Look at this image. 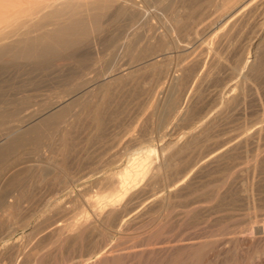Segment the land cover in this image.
Masks as SVG:
<instances>
[{"label":"rangeland","instance_id":"obj_1","mask_svg":"<svg viewBox=\"0 0 264 264\" xmlns=\"http://www.w3.org/2000/svg\"><path fill=\"white\" fill-rule=\"evenodd\" d=\"M85 1L90 3L89 1L94 0H0V40L2 41L0 42L16 38L18 33L26 31L31 23L50 11L60 8L64 13L67 4ZM219 2V0H140L127 9L129 4L104 1L103 5L110 4V8H107V11L101 16L100 27L89 36L77 41L71 50L51 53V56L43 54L28 60L10 61L7 60V57L3 60L0 59V149L2 148L0 154V239H2L0 240V264H27L28 262L32 264H69L79 255L84 254L87 248L103 243L105 239L101 240V238L106 237V232H110L111 229L110 242L125 246L124 250H128L131 246H137L135 247L137 249L145 242H161L162 240L166 242L172 238L174 240L176 235L195 236L198 234L197 236L208 235L211 238H215L217 235L216 239L219 240L220 235H227L224 234L227 230L230 231L240 226V228H245L255 217L254 220H260L259 218L262 216L261 220L264 219L263 130L262 136L247 141L244 144L245 147L244 145L238 146L236 149H232L233 151L230 150L228 152L230 154L227 153L223 158H220V161H214L208 167H202L203 169L194 170L196 175L193 174L194 172L191 173V182H189L190 187L188 186V188H195L196 193H200V196H212L211 199L214 202L210 201L212 202L211 212L200 214L199 211L193 210L192 213L190 211L185 216L186 220L184 217L180 219L181 221L175 219V195L170 199L172 209L167 211L170 217L166 214L161 221L157 220L158 211L152 209V212L144 213V217L139 215L136 219L127 221L120 228L115 226L114 222L109 221L103 225L99 224V230L96 227H91V230L87 228L83 233H78V230H65L60 234L53 231L54 225L62 226L70 220L81 218V216L92 218L91 209L94 204L88 202L87 198L97 200V197L109 193L110 187L115 184L113 178L114 176L116 178V175L113 176V180L111 178L103 179L104 175L117 171L128 164L132 154L134 157L135 154L154 147V151L148 152V158L151 160L148 159V162L157 164L165 161V167L163 166L151 179L150 185L143 191L144 193L141 192L138 198L140 200L150 191L157 189L167 191L171 187H165L163 184L175 180L176 171L184 169L196 159L195 157L210 149L213 144L217 145L220 140L222 141L229 135L238 134L239 131L240 134L246 129L249 131L258 121L264 119V37H257L258 29L257 26H254L256 24L251 18L248 21H238L241 24L236 22L233 25L236 28L231 26L230 29L227 27L229 29L227 30L225 26L227 18L224 17L226 12H220L217 5ZM237 4L239 1L234 5ZM137 5L138 7H136ZM234 5L228 11H232ZM217 13H220L219 16ZM252 13L258 17L262 11L255 9ZM51 15L46 17L47 21L49 19V24L37 31L56 27L64 16L56 14L51 17ZM22 20L28 22L27 26L24 21L22 25ZM176 21L180 23L177 24ZM6 25L14 29V34L11 29L7 31L9 27H5ZM3 29L12 34L7 33L10 35L8 36ZM15 29H17V34H15ZM1 30H3L2 34ZM127 33L129 36L125 37L124 35ZM178 40L179 43H177ZM247 51H254L257 54V59L256 64L254 63L247 75L248 78L242 79L239 70L242 68V58L247 54ZM41 58L47 61L44 63ZM184 60L191 61L186 64ZM209 60L213 62L211 61V63ZM207 61L210 65L207 64ZM183 64L186 65L183 66ZM180 67L183 71L179 69ZM205 67L209 69L212 67L211 71L208 68L205 70ZM203 70H205V75L200 76V80H196L198 85L195 81L196 85L194 86L193 83L192 87L191 81L187 80H191L196 71L204 72ZM159 71L160 73H158ZM161 71L167 74L168 78ZM176 76L177 81L175 80L174 83L173 79ZM163 80L165 81L163 82ZM180 81H186V84L184 82L181 84ZM187 83L191 84V89H188ZM227 84L231 87L227 91L230 95L223 91ZM194 87L198 89L196 92ZM179 89L181 90L179 91ZM177 92L179 96H176ZM224 99H228L226 102L228 106L223 105ZM176 103H178V107L180 106L179 108L176 107ZM220 105H223L222 113L225 114L219 116L223 115L225 119L217 116L214 125H211L215 129L208 127L209 129L207 128L205 133L204 131H202L203 133L195 131L192 138L188 140L186 131L194 127L197 118L205 113L207 115L213 113V110ZM202 111L203 113H201ZM58 112L61 114L59 113L58 118L54 117L56 118H53L54 121L51 119L50 123L45 121ZM92 113L94 114L92 115ZM206 131L210 133L208 138ZM184 138L188 144L176 153V141L182 140L179 144L184 143L186 142L183 141ZM191 140L198 144L193 143L195 146L192 145ZM173 150L175 152H172ZM256 151L258 156L256 164L253 165L254 154L251 153ZM166 160L170 163L174 161L171 163L172 166ZM246 161L248 162L245 163ZM177 163L178 165H176ZM11 166L14 167L12 173H6L4 170ZM73 179L76 181L74 182ZM107 182L112 185L108 187ZM162 186L164 187L162 188ZM251 186L254 188L255 200L252 204L246 201L245 197L247 189ZM215 189L219 190L216 196L213 193L216 191ZM245 189L246 191H244ZM69 191L74 193L73 199L66 198V193ZM173 191L176 194V187ZM142 201L139 208L147 205V199ZM221 215L224 217L219 218ZM151 216L154 218L151 219ZM109 223L112 226H108ZM196 224H199L198 227ZM104 226L107 228L105 229ZM82 234L85 235V238ZM70 236H74L73 239ZM132 237L133 239H131ZM221 239L223 240L225 237H221ZM4 240H8V244L2 246ZM80 240H82L81 243ZM170 249H154L148 254L146 250L137 251L134 252L135 254L132 253V256L131 253L121 254L122 256L118 255L115 259H109L107 263L176 264L178 255L184 256L183 252L185 255L189 253V251L183 250L176 251V248ZM229 255L226 262L237 264L238 262L232 254Z\"/></svg>","mask_w":264,"mask_h":264},{"label":"bare ground","instance_id":"obj_2","mask_svg":"<svg viewBox=\"0 0 264 264\" xmlns=\"http://www.w3.org/2000/svg\"><path fill=\"white\" fill-rule=\"evenodd\" d=\"M62 1V0H61ZM104 1H109L111 3V1H118L119 4L120 3H126L128 5V7H126L127 9L129 8V6H133L135 4L138 3V1L140 0H94V1H89L88 2H83V3H76V4H67L66 7V11L64 13H62V9L58 8L59 10H55V11H50L46 14H44L45 16L42 15V17H40V19H38L37 21H35L34 23H31L30 26H28L27 30L24 32H20V33H16L17 29H15V34H17L18 36L12 40H9L7 42L3 43L0 42V59L3 60V58L7 57V60H28V59H32V58H36L40 55L43 54H49L51 56V53H55V52H59V51H67V50H71L72 48L75 47L77 41H79L80 39H83L87 36H89L90 34H92L94 31H96L102 21H101V16H103V14L107 11V8H110V4L109 5H103ZM187 1V0H186ZM219 4L218 8L220 9V12L224 11V17L227 18L225 20V26L226 29L229 30L231 26H233L236 22L238 23V21H243V20H247L251 18V20L253 21L254 26H257V37L261 38L264 37V0H219ZM239 1V4H237L236 6L234 4H236ZM177 2V1H176ZM73 3V2H72ZM143 3V2H142ZM211 3V2H210ZM218 3V2H217ZM114 4V2H113ZM112 4V5H113ZM116 4V3H115ZM184 5V4H183ZM186 5V4H185ZM188 5V4H187ZM193 5V4H191ZM216 5V6H217ZM235 6L234 9H232V11H228V9L231 8V6ZM125 6V5H124ZM196 6V5H195ZM194 6V7H195ZM44 7V6H43ZM138 7V5L136 6ZM207 7V6H206ZM114 8V7H112ZM124 7V9H126ZM182 8V7H181ZM188 8V7H187ZM190 8V7H189ZM136 9V8H134ZM216 9V8H215ZM255 9L257 10H261L262 13H260V16H254L253 15V11H255ZM110 10V9H109ZM130 10V9H129ZM139 10V9H137ZM216 11V10H215ZM128 12V10H127ZM133 12V11H132ZM183 12V11H182ZM184 13V12H183ZM216 13V12H215ZM14 14V13H13ZM52 14V15H51ZM61 15L62 17V21L60 22V24H58L56 27L53 26V28L49 29V30H40L37 31L38 29H43V27L47 24H49V19L47 21L46 17L48 18L50 15L51 17L54 15ZM124 14V13H123ZM140 14V13H139ZM218 14V13H217ZM220 14V13H219ZM218 14V16H219ZM252 14V15H251ZM262 14V15H261ZM107 15V14H106ZM148 15V14H147ZM170 15V14H169ZM133 16V15H132ZM131 16V17H132ZM143 16V15H142ZM168 16V15H167ZM221 16V15H220ZM16 17V16H15ZM37 17V16H36ZM59 17V16H58ZM57 17V18H58ZM194 17V16H193ZM137 18V17H136ZM219 18V17H218ZM30 19V18H28ZM28 19H26L28 21ZM133 19V18H132ZM181 19V18H180ZM191 20V19H190ZM215 20V19H214ZM213 20V21H214ZM24 20H22L21 22H23ZM25 22L28 23V22ZM32 21V19H31ZM167 21V19H166ZM180 21V20H179ZM182 21V20H181ZM217 21V20H216ZM246 21V22H247ZM20 22V23H21ZM24 22L22 23V25L24 24ZM177 22V21H176ZM180 22H177V24ZM216 23V22H215ZM12 24V23H11ZM11 24H8L9 26ZM15 24V23H13ZM17 24V23H16ZM30 24V23H29ZM132 24V23H131ZM130 24V25H131ZM170 24V23H169ZM176 24V25H177ZM241 24V23H238ZM250 24V22H249ZM8 25H6L5 27H9ZM19 25V24H18ZM210 25V24H209ZM224 25V24H222ZM14 26V25H13ZM12 26V27H13ZM27 26V24H26ZM128 26V25H127ZM136 26V25H135ZM168 26V25H167ZM183 26V25H182ZM253 26V25H252ZM17 27V26H16ZM229 29H228V28ZM235 26H233L234 28ZM21 28V26H20ZM136 28V27H135ZM221 28V27H219ZM224 28V27H222ZM236 28V27H235ZM254 28V27H253ZM12 30L13 33V28L9 27V30ZM46 29V28H44ZM178 29V28H177ZM212 29V28H211ZM6 32V29H3ZM3 30H1V34L3 33ZM20 30V29H19ZM214 30V29H213ZM236 30V29H234ZM127 31V30H126ZM148 32V30H146ZM220 31V30H219ZM222 31V30H221ZM224 31V29H223ZM4 32V33H5ZM146 32V33H147ZM183 32V31H182ZM186 32V31H185ZM217 32V31H215ZM226 32V31H225ZM232 32V31H231ZM230 32V33H231ZM8 32H6L7 34ZM10 33V32H9ZM8 33V34H9ZM10 33V34H12ZM32 33V34H31ZM125 33V32H124ZM192 33V32H191ZM5 34V35H6ZM7 34V35H8ZM14 34V33H13ZM123 34V33H122ZM197 34V33H196ZM212 34V33H211ZM224 35V33H222ZM226 34V33H225ZM236 34V33H235ZM128 33L126 35H124L125 37H127ZM190 35V34H189ZM228 35V34H227ZM230 35V34H229ZM228 35V36H229ZM3 36V35H2ZM1 36V37H2ZM10 36V35H8ZM7 36V37H8ZM15 36V35H12ZM123 36V35H122ZM129 36V35H128ZM214 36V35H213ZM219 36V34H218ZM6 37V36H3ZM2 37V38H3ZM124 37V38H125ZM143 37V36H142ZM215 37V36H214ZM217 37V36H216ZM123 38V39H124ZM218 38V37H217ZM216 38V39H217ZM129 39V38H128ZM177 39V38H176ZM181 39V38H180ZM202 39V38H201ZM213 39V38H212ZM215 39V40H216ZM195 40V39H194ZM6 41V40H5ZM124 41V40H123ZM121 41V42H123ZM127 41V39H126ZM177 41V40H176ZM221 41V40H220ZM125 42V41H124ZM132 42V41H131ZM180 41L178 40L177 43H179ZM120 43V42H119ZM187 43V42H186ZM218 43V42H217ZM129 44V43H128ZM214 44V43H213ZM253 44V42H252ZM121 45V44H120ZM130 45V44H129ZM212 46V45H211ZM122 47V46H121ZM214 47V46H213ZM123 48V47H122ZM197 48V47H196ZM205 48V47H204ZM110 49V48H109ZM190 49V48H189ZM202 49V48H201ZM205 50V49H204ZM257 50V49H256ZM255 50V51H256ZM104 51V50H103ZM180 51V50H179ZM233 51V50H232ZM200 52V51H198ZM203 52V50H202ZM207 52V51H206ZM215 51H213L214 53ZM77 53V52H76ZM87 53V52H86ZM178 53V52H177ZM210 53V52H209ZM212 53V54H213ZM216 53V52H215ZM56 54V53H55ZM58 54V53H57ZM67 54V53H66ZM84 54V53H83ZM197 54V53H196ZM228 54V53H227ZM153 55V54H152ZM161 55V54H160ZM189 55V54H188ZM199 55V54H197ZM209 55V54H208ZM211 55V54H210ZM256 55L254 51H247V54L243 56L242 58V68L241 70H239L240 72V78L244 79V78H248V73L250 72V69L252 68V66L254 65L255 61H256ZM69 56V55H68ZM77 56V55H76ZM159 56V55H158ZM192 56V55H191ZM195 56V54H194ZM213 56V55H212ZM46 57V56H45ZM140 57V56H139ZM184 57V55H183ZM186 57V56H185ZM206 57V56H205ZM209 57V56H208ZM215 57V56H214ZM54 58V57H52ZM51 58V59H52ZM151 58V57H150ZM200 58V56H199ZM204 58V57H203ZM202 58V59H203ZM43 59V58H41ZM179 59V58H178ZM185 59V58H184ZM191 59V58H190ZM195 59V57L193 58V60ZM212 59V58H211ZM6 62V59H4ZM35 60V59H33ZM44 60V59H43ZM70 60V59H69ZM140 60V59H139ZM151 60V59H150ZM192 60V59H191ZM190 60V61H191ZM214 61V59H212ZM211 60V61H212ZM216 60V59H215ZM9 61V62H10ZM44 60L43 62L45 63ZM183 61V60H182ZM185 61V60H184ZM190 61H185V63H190ZM201 61V59H200ZM205 61V60H204ZM203 61V62H204ZM209 60V62H211ZM212 61V62H213ZM140 62V61H139ZM180 62V61H179ZM203 62H201V64H203ZM211 62V63H212ZM86 63V62H85ZM186 63V64H187ZM199 63V61H198ZM241 63V62H240ZM239 63V64H240ZM41 64H42V60H41ZM134 64V63H133ZM186 64H183L186 65ZM194 64V63H193ZM190 64V65H193ZM196 64V63H195ZM200 64V63H199ZM207 64L208 61H207ZM206 64V66H207ZM256 64V63H255ZM204 65V64H203ZM210 65V64H209ZM217 65V64H215ZM215 65H213L215 67ZM96 66V65H95ZM139 66V65H138ZM179 66V65H178ZM177 66V67H178ZM181 66V64H180ZM202 66V65H201ZM200 66V67H201ZM163 67V66H162ZM191 67V66H190ZM194 67V66H193ZM196 67V66H195ZM204 67V66H202ZM86 68V67H85ZM159 68V67H158ZM167 68V67H166ZM171 68V67H170ZM186 68V67H185ZM208 68V67H207ZM206 67L204 68L205 70L207 69ZM212 68V67H211ZM210 68V69H211ZM178 69V68H177ZM176 69V70H177ZM181 69V67L179 68ZM184 69V68H183ZM187 69V68H186ZM198 69V68H197ZM201 69V68H200ZM209 69V68H208ZM209 69V70H210ZM216 69V68H215ZM205 70L202 71H196V73H194L192 75V79L191 80H187L188 82L191 81L192 83V87H193V83L199 79L200 76H204L205 75ZM181 71H183L181 69ZM186 71V70H185ZM189 71V70H188ZM211 71V70H210ZM209 71V72H210ZM213 71V70H212ZM163 72V71H161ZM164 72L166 73V71L164 70ZM163 72V74H165ZM178 72V71H177ZM160 73V71L158 72ZM167 73H168V69H167ZM84 74V72H83ZM162 74V75H163ZM171 74V73H170ZM177 74V73H176ZM186 75V73H184ZM211 74V73H210ZM229 74V73H228ZM91 75V74H90ZM167 76V74H165ZM172 75V74H171ZM183 75V74H182ZM225 75V74H224ZM109 76V75H108ZM107 76V77H108ZM161 76V74H160ZM164 76V75H163ZM162 76V77H163ZM165 76V77H166ZM173 76V75H172ZM175 76V75H174ZM187 76V75H186ZM261 76V75H260ZM115 77V76H114ZM113 77V78H114ZM171 77V76H170ZM188 77V76H187ZM206 77V76H205ZM221 77V76H220ZM4 78V77H3ZM105 78V77H104ZM164 78V77H163ZM168 78V76H167ZM165 78V79H167ZM177 76L174 77L173 82L175 83V80L177 81ZM204 78V77H203ZM28 79V78H26ZM103 79V78H102ZM160 81H162L161 79H159ZM182 80V79H181ZM186 80V79H184ZM200 80V79H199ZM165 80H163L164 82ZM243 81V80H242ZM169 82V81H168ZM172 82V83H173ZM184 81H180V83L182 84ZM203 82V81H202ZM101 83V82H100ZM177 83V82H176ZM179 83V82H178ZM186 84V81L184 82ZM197 83V81L195 82ZM194 83V86L196 85ZM92 84V83H91ZM169 84V83H168ZM188 84V83H187ZM201 84V83H200ZM205 84V83H204ZM236 84V83H235ZM246 84V83H245ZM163 85V84H161ZM176 85V84H175ZM174 85V86H175ZM189 87L188 89H191V84H188ZM186 85V86H188ZM198 85V83H197ZM202 85V84H201ZM234 85V84H233ZM242 85V84H241ZM90 86V85H89ZM177 86V85H176ZM180 85L178 84V87ZM245 86V85H244ZM88 87V86H87ZM137 87V86H136ZM185 87V86H184ZM85 88V87H84ZM160 88V87H159ZM195 88V92L196 87ZM192 88V89H194ZM229 88H231L228 84L227 86L223 89L224 92H227L229 90ZM241 88V86H240ZM239 88V89H240ZM245 88V87H244ZM170 89V88H169ZM168 89V90H169ZM183 89V88H182ZM186 89V87H185ZM184 89V91H185ZM177 90V87H176ZM181 89H179L180 91ZM190 91V90H189ZM231 91V89H230ZM234 91V90H233ZM186 92V91H185ZM193 94L194 91H191ZM237 92V91H236ZM198 93V92H197ZM219 94V92H217ZM228 93V92H227ZM240 93V92H239ZM238 93V94H239ZM168 94V93H167ZM174 94V93H173ZM179 96V93L177 92ZM181 94V92H180ZM186 94V93H185ZM190 94V93H189ZM229 94V93H228ZM182 95V94H181ZM180 95V96H181ZM188 95V94H186ZM217 95V94H216ZM225 95V94H224ZM230 95V94H229ZM228 95V96H229ZM244 95V94H243ZM227 96V97H228ZM69 97V95H68ZM175 97V95H174ZM183 97V96H182ZM236 97V96H235ZM224 98V97H223ZM229 98V97H228ZM59 99V98H58ZM166 99V98H165ZM180 99V98H179ZM182 99V98H181ZM191 99V98H190ZM214 99V98H213ZM178 100V99H176ZM198 100V99H197ZM200 100V99H199ZM216 100V99H215ZM225 100V99H224ZM228 100V99H227ZM227 100H225V102L223 103V105L226 104ZM234 100V99H233ZM2 101V100H1ZM98 101V100H97ZM195 101V100H194ZM223 101V100H222ZM4 102V101H2ZM61 102V101H60ZM177 102V101H176ZM179 102V101H178ZM58 103V101H57ZM167 103V102H166ZM175 103V102H174ZM217 103V102H216ZM215 103V104H216ZM230 103V102H229ZM178 103H176V107ZM219 105V103H217ZM222 104V103H220ZM231 104V103H230ZM1 105V104H0ZM3 105V104H2ZM184 105V104H183ZM223 105H220L218 108L216 107V109L213 110V113H208V115L205 113L204 115L200 116L199 118H197V120L194 122V127L193 128H189L187 129V137L188 140L192 138L193 136V132L195 131H199L202 132L208 128V127H212L211 125H214L216 119L218 117H221L219 115L223 114L222 112L224 111ZM227 105V104H226ZM5 106V105H4ZM95 106V105H94ZM171 106V105H170ZM188 106V105H187ZM228 106V105H227ZM232 106V105H231ZM172 107V106H171ZM174 107V105H173ZM180 107V106H179ZM178 107V108H179ZM202 107V106H201ZM200 107V108H201ZM166 108V107H165ZM177 108V111H178ZM199 108V109H200ZM203 108V107H202ZM201 108V109H202ZM207 108V107H206ZM210 108V107H209ZM227 108V107H225ZM4 109V108H3ZM205 109V108H204ZM203 109V110H204ZM88 110V109H87ZM104 110V109H103ZM181 110V109H180ZM91 111V110H90ZM185 111V110H184ZM200 111V110H198ZM206 111V110H205ZM226 111V110H225ZM88 112V111H87ZM86 112V114H88ZM207 112V111H206ZM60 112H58L56 115H53L52 117H48L45 121L47 123H50L51 120L54 121V117H59ZM97 113V112H96ZM95 113V115H97ZM199 113V112H198ZM203 113V111L201 112ZM199 113V114H201ZM5 114V113H4ZM94 113H92L93 115ZM103 114V113H102ZM187 114V113H186ZM225 114V113H224ZM223 114V115H224ZM94 115V116H95ZM101 115V114H100ZM113 115V114H112ZM197 115V113H196ZM222 115V117H223ZM227 115V114H226ZM87 116V115H86ZM99 116V115H98ZM218 116V117H217ZM221 117V118H222ZM54 118V119H53ZM99 118V117H97ZM224 118V117H223ZM6 119V118H5ZM51 119V120H50ZM192 119V118H191ZM225 119V118H224ZM235 119V118H234ZM262 119V118H261ZM50 120V122H49ZM82 120V119H81ZM80 120V121H81ZM99 120V119H98ZM60 121V120H59ZM101 121V120H99ZM98 121V123H99ZM219 121V120H218ZM44 123V124H47ZM63 123V122H62ZM89 123V121H88ZM227 123V122H226ZM49 125V124H48ZM190 125V124H189ZM244 125V124H243ZM46 126V125H45ZM216 126V125H215ZM43 127V126H42ZM189 127V126H188ZM217 128V127H216ZM238 128V127H237ZM252 128V127H251ZM209 129V128H208ZM215 129V128H213ZM246 129V128H244ZM250 129V128H249ZM16 130V129H15ZM219 130V129H218ZM234 130V129H233ZM264 130V119L258 121V123L256 125H254V127L248 131V129L244 130L242 129L243 133L240 134L238 132V134H234V135H229V136H225L226 138L223 139L222 141L220 140V142L216 145L213 144L212 147H210V149H208L206 147V150L203 154H201L198 157H194L196 158L195 160L192 161L191 158V163H189L184 169L176 171V179L173 181H169L166 184H163L165 187L169 186L171 188H169L167 191H160V190H153L150 191L148 194H146L145 196L141 197V199L139 200V196L141 194V192H143L149 185H150V181L151 179L157 174V172L164 166V162H158L157 164H152L148 162V156H149V151H154V147L146 149V151L139 153V154H135V156L129 159V163L124 165L123 167H121L119 170L111 172V173H107L104 175L103 179H108L109 178H113L114 175H116V178L114 176L113 179H115V181H113L115 184H109L108 182V187H110V185H112L110 188L109 193H105L104 195H102L101 197H97V200H90L88 199V202L93 203L94 206L91 209V213H92V218L88 217V216H84L81 218H75L72 221L70 220V222H67V224H64L62 226L60 225H54L55 227H53V231L58 232L60 234V232L65 231V230H70V231H76L78 230V233H83L87 228H89L90 230L92 229L91 227H96L98 230L100 228H98V226L103 225V223H108L109 221H112V223L114 222V225L117 226L118 228L122 227L127 221H131L136 219L137 217H139V215L143 216L144 213H149L150 211L152 212V209H156L158 211V216H157V220L161 221V219L163 217L166 216V214L168 215L169 213H167V211L170 210V208L172 207L170 205V199L172 197H174L176 195V218L175 219H182L184 217V219L186 220L187 218L185 216H187L189 214V212L193 210H195L196 212L199 211L198 213L200 214H206L208 212H211V203L214 202L212 201L211 197L209 194V196H200V193H196L197 191H195V188L190 189L188 188V186L190 187L189 182H191V173L194 172V170L196 169H201L202 167L204 168V166L208 167V165H211L214 161H220V158H223V156H225L228 152H230V150L232 149H236L238 146H242L245 143H247V141H252V139L254 140V138H258L259 136H262L261 133ZM208 131V130H207ZM206 131V132H207ZM211 132V131H210ZM222 132V131H221ZM95 133V132H94ZM138 133V132H137ZM203 133V132H202ZM197 134V133H196ZM201 134V133H200ZM198 134V135H200ZM207 132V138L208 136ZM220 135V134H219ZM222 135V133H221ZM203 136V135H201ZM199 136V137H201ZM218 136V135H216ZM183 137V136H182ZM185 137V136H184ZM67 138V137H65ZM204 138V137H203ZM211 138V137H210ZM221 138V136H220ZM219 138V139H220ZM224 138V137H222ZM68 139V138H67ZM200 139V138H199ZM217 139V138H216ZM185 140V138L183 139V141ZM260 141V139H258ZM101 141V140H100ZM182 141V140H180ZM180 141H176V153L178 151H180L182 148L186 147V145L188 144L187 141L184 143H180ZM192 141V140H191ZM214 142V140H212ZM162 142V141H161ZM216 142V141H215ZM193 143H197L194 142V140L192 141V145L195 146V144ZM253 143V142H252ZM257 143V142H256ZM255 143V144H256ZM36 144V143H35ZM198 144V143H197ZM262 145V143H260ZM191 146V144H189ZM188 145V146H189ZM203 145V144H202ZM206 145V144H205ZM21 146V145H20ZM210 146V145H209ZM208 146V147H209ZM257 146V144H256ZM201 147V146H200ZM245 147V145H244ZM263 147V146H262ZM247 148V147H246ZM245 148V149H246ZM258 149V147H255V149ZM2 149V148H1ZM0 149V154L2 153V150ZM5 149V148H4ZM160 149H162V146H160ZM202 151V150H201ZM233 151V150H232ZM60 152V151H59ZM172 152H175V150H173ZM199 152V151H198ZM175 153V154H176ZM179 154V153H178ZM200 154V152H199ZM230 154V153H228ZM233 154V153H232ZM254 154L253 156V165L256 164V158L258 156V152L256 151L255 153H251ZM154 155V154H153ZM169 156V155H168ZM177 156V155H176ZM192 156V157H193ZM245 156V155H244ZM264 156V155H263ZM51 157V156H50ZM173 157V156H171ZM168 157V158H171ZM166 158V157H165ZM174 158V157H173ZM179 158V157H178ZM245 158V157H244ZM249 158V157H248ZM74 159V158H73ZM51 160V159H50ZM116 160V159H115ZM150 160V159H149ZM159 160V159H158ZM171 160V159H170ZM174 160V159H173ZM229 160V159H228ZM245 160V159H244ZM259 160V159H258ZM151 161V160H150ZM161 161V160H160ZM168 161V160H166ZM260 161V160H259ZM57 162V161H56ZM169 162V161H168ZM167 162V163H168ZM174 162V161H172ZM171 162V163H172ZM185 162V161H184ZM244 162V161H243ZM248 161H246L245 163H247ZM80 163V162H79ZM85 163V162H84ZM155 163V162H154ZM170 163V162H169ZM168 163V164H169ZM170 163V165H171ZM222 163V162H221ZM215 164V163H214ZM243 164V163H242ZM241 164V165H242ZM101 165V164H100ZM178 165V163L176 164ZM184 165H186L184 163ZM224 165V164H223ZM252 165V166H253ZM259 165V164H258ZM172 166V165H171ZM227 166V165H226ZM233 166V165H232ZM246 166V165H245ZM165 167V166H164ZM238 167V166H236ZM235 167V168H236ZM241 167V166H240ZM255 167V166H254ZM14 168V167H13ZM12 166L7 168L6 170H4L6 173H12L13 170ZM101 168V167H100ZM167 168V167H166ZM180 168V167H179ZM183 168V166H182ZM202 168V169H203ZM217 168V167H216ZM239 168V167H238ZM249 168V167H248ZM256 168V167H255ZM258 168V167H257ZM16 169V168H15ZM64 169V168H63ZM181 169V168H180ZM199 169V170H200ZM207 169V168H206ZM245 169V168H244ZM17 170V169H16ZM209 170V169H208ZM219 170V169H218ZM15 171V170H14ZM102 171V170H100ZM198 171V170H197ZM196 171V172H197ZM207 171V170H206ZM216 171V170H215ZM255 171V170H254ZM96 172H98L96 170ZM205 172V170H204ZM221 172V171H220ZM245 172V171H243ZM248 172V171H247ZM246 172V173H247ZM252 173V172H251ZM257 173V171H256ZM255 173V174H256ZM259 173V172H258ZM17 174V173H16ZM195 174V172L193 173ZM254 174V173H253ZM251 174V175H253ZM175 175V174H174ZM196 175V174H195ZM194 175V176H195ZM246 175V174H245ZM159 176V175H158ZM198 176V175H197ZM225 176V175H224ZM229 176V175H228ZM250 176V175H249ZM207 177V176H205ZM230 177V176H229ZM224 178V177H223ZM248 178V177H247ZM112 179V180H113ZM160 179V178H159ZM162 179V178H161ZM207 179V178H206ZM228 179V178H227ZM232 179V178H231ZM260 179V178H259ZM111 180V181H112ZM164 180V179H163ZM221 180V179H220ZM251 180V179H250ZM74 181V179H73ZM76 181V180H75ZM74 181V182H75ZM107 181V180H105ZM159 181V180H157ZM194 181V180H193ZM208 181V180H207ZM236 181V180H235ZM110 182V181H109ZM153 182V181H152ZM176 182V183H175ZM228 182V181H227ZM234 182V181H233ZM214 183V182H213ZM252 183V182H251ZM159 184V183H157ZM194 184V183H193ZM196 184V183H195ZM244 184V183H243ZM250 184V183H249ZM65 185V184H64ZM153 185V184H152ZM201 185V183H200ZM248 185V183H247ZM66 186V185H65ZM101 186V185H100ZM106 186V185H105ZM162 186V188L164 187ZM243 186V185H242ZM63 187V186H62ZM68 187V186H67ZM155 187V186H154ZM176 187V194H174L173 189ZM198 187V186H197ZM224 187V186H223ZM240 187V186H239ZM256 187V186H255ZM66 188V187H65ZM64 188V189H65ZM81 188V187H80ZM208 188V187H207ZM218 188V187H216ZM235 188V187H233ZM109 190V188H107ZM242 189H244L242 187ZM254 188L251 186L249 187V189H246L244 191H246V201L253 202L254 200ZM80 189H77V191ZM107 190V191H108ZM216 191L213 192L214 196H216L217 192L219 190L215 189ZM222 190V189H221ZM226 190V189H225ZM230 190V189H229ZM259 190V189H258ZM81 191V190H80ZM106 191V190H105ZM205 191V190H204ZM238 191V190H237ZM256 191V190H255ZM261 191V190H260ZM259 191V192H260ZM60 192V191H58ZM82 192V191H81ZM148 192V191H147ZM227 192V191H226ZM233 192V191H232ZM144 193V192H143ZM146 193V192H145ZM196 193V194H195ZM210 193V192H208ZM221 193V192H220ZM78 194V193H77ZM207 194V193H206ZM224 194V193H223ZM232 194V193H231ZM235 194V193H234ZM237 194V193H236ZM260 194V193H258ZM73 195L74 193H72V191H69L66 193V198L68 199H73ZM76 195V193H75ZM80 195V193H79ZM89 195V194H88ZM213 195V194H212ZM227 195V194H226ZM257 195V194H256ZM43 196V195H42ZM219 196V194H218ZM224 196V195H223ZM232 196V195H231ZM239 196V195H238ZM242 196V195H241ZM235 197V196H234ZM256 197V196H255ZM225 198V197H224ZM230 198V197H229ZM228 198V199H229ZM239 198V197H238ZM65 199V198H64ZM75 199H77L75 197ZM147 199V205L143 206V207H138L140 203H142V200ZM181 199V200H180ZM215 199V198H214ZM244 199V198H243ZM231 200V198H230ZM235 200V199H234ZM238 200V199H237ZM240 200V199H239ZM238 200V201H239ZM261 200V199H260ZM258 200V201H260ZM19 201V200H18ZM69 201V200H68ZM65 201V202H68ZM71 201V200H70ZM182 201V202H180ZM212 201V202H210ZM245 201V200H243ZM255 201V200H254ZM60 202V201H59ZM62 202V201H61ZM229 202V201H228ZM237 202V201H236ZM73 203V202H72ZM96 203V204H95ZM145 203V202H144ZM64 204V203H63ZM246 204V203H245ZM217 205V204H216ZM242 205V204H241ZM74 206V204H73ZM250 206V205H249ZM255 206V204H254ZM75 207V206H74ZM221 207V206H220ZM223 207V206H222ZM225 207V206H224ZM252 207V206H251ZM226 208V207H225ZM237 208V207H236ZM253 208V207H252ZM52 209V208H51ZM68 209V208H67ZM172 209V208H171ZM210 209V211H209ZM229 209V207H228ZM221 210V209H220ZM247 210V209H246ZM37 211V210H35ZM48 211V210H47ZM67 211V210H66ZM154 211V210H153ZM224 211V210H223ZM82 212V210H81ZM171 212V211H170ZM213 212V211H212ZM80 213V212H79ZM217 213V212H216ZM1 214V213H0ZM66 214V213H65ZM172 214V213H171ZM170 214V215H171ZM218 214V213H217ZM229 214V213H228ZM76 215V214H75ZM85 215V214H84ZM156 215V214H155ZM193 215V214H190ZM189 215V216H190ZM147 216V215H145ZM169 216V215H168ZM172 216V215H171ZM194 216V215H193ZM200 216V215H199ZM219 216V215H218ZM222 216V215H221ZM219 218H223L224 215L222 217ZM25 217V216H24ZM144 217V216H143ZM170 217V216H169ZM263 217V216H262ZM261 217V218H262ZM42 218V217H41ZM149 218V217H148ZM154 218V217H153ZM151 216V219H153ZM168 218V217H166ZM172 218V217H171ZM195 218V217H194ZM253 218V217H252ZM252 218H250L252 220ZM256 218V217H255ZM254 218V219H255ZM261 218H259L260 220H254L247 226L244 228H234L231 229L230 231L227 230V232H225L224 234H227L226 236H219V240L216 239V237L211 238L208 235H200L197 236L198 234H195V236H181V235H176V239L173 240V238L169 241H164V242H145L142 244L141 247H138L137 249H135V247L137 246H131L130 249H126L124 250L125 246H120L117 243H112L110 242L111 240V236H112V229L110 230L108 228V230H110V232H106V237L101 238V240L105 239L103 241V243L100 244H95L89 248L86 249V251H84V254H81L78 256V258L76 260H73L69 263V264H106L107 261L111 258L117 257L118 255L121 254H130L132 256V253L134 252H139V251H148L147 254L149 252H153L154 249H170V248H176L177 250H183V251H189V253H187V255H185V252H183L184 256L182 255H178L176 258V264H228L226 262V258L227 256H230L229 254H232V256L234 257V259L237 260V264H264V219L261 220ZM139 219V218H138ZM147 219V217H146ZM170 219V218H169ZM246 219V218H245ZM189 220V219H188ZM187 220V221H188ZM191 220V219H190ZM247 220V219H246ZM245 220V221H246ZM56 221V220H54ZM136 221V220H135ZM156 221V220H155ZM181 221V220H180ZM192 221V220H191ZM190 221V222H191ZM219 221V220H218ZM221 221V220H220ZM201 222V221H200ZM199 222V224H200ZM204 222V221H203ZM248 222V221H247ZM57 223V222H56ZM194 223V222H193ZM197 223V222H196ZM209 223V222H208ZM242 223V222H240ZM100 224V225H99ZM156 224V223H155ZM177 224V223H176ZM198 224V225H199ZM202 224V223H201ZM51 225V222H50ZM53 225V223H52ZM112 224H108V226ZM197 225V224H196ZM197 225V227H198ZM242 225V224H241ZM113 226V227H115ZM151 226V225H150ZM178 226V225H177ZM195 226V225H194ZM243 226V225H242ZM146 227V226H145ZM154 227V226H152ZM105 228V226H104ZM107 228V227H106ZM105 228V229H106ZM223 228V227H222ZM150 229V228H149ZM158 229V228H157ZM162 229V228H161ZM154 230V229H153ZM89 231V230H88ZM96 231V230H95ZM105 231V230H104ZM122 231V229H121ZM175 231V230H174ZM191 231V230H190ZM47 232V231H46ZM128 232V231H125ZM152 232V231H151ZM195 232V231H194ZM199 232V231H198ZM223 232V231H222ZM67 233V232H66ZM65 233V234H66ZM69 233V232H68ZM120 233V232H119ZM193 233V231H192ZM207 233V232H206ZM205 233V234H206ZM219 233V232H218ZM12 234V233H11ZM85 234V233H84ZM104 234V232H103ZM127 234V233H126ZM190 234V233H188ZM204 234V233H203ZM208 234V233H207ZM222 234V233H221ZM69 235V234H68ZM83 235V234H82ZM81 235V236H82ZM86 235V234H85ZM83 235V237L85 236ZM191 235V234H190ZM194 235V234H193ZM215 235V234H214ZM212 235V236H214ZM53 236V235H52ZM67 236V235H66ZM80 236V234H79ZM92 236V235H91ZM152 236V235H151ZM158 236V235H157ZM71 237V236H70ZM69 237V238H70ZM74 237V236H73ZM73 237H71L73 239ZM118 237V235H117ZM120 237V236H119ZM173 237V236H172ZM221 237H225V239H221ZM85 238V237H84ZM122 238V237H121ZM81 239V238H80ZM93 239V238H92ZM125 239V238H124ZM133 239V237L131 238ZM2 240V239H0ZM83 240V239H82ZM80 240V243L81 241ZM119 240V239H118ZM68 241V240H67ZM97 242V241H96ZM138 242V241H137ZM2 243V242H1ZM88 243V242H87ZM95 243V242H94ZM134 243V242H133ZM8 244V240H4L3 244H1L2 246H5ZM85 244V243H84ZM83 244V245H84ZM93 244V243H92ZM69 245V244H68ZM80 245V244H79ZM128 245V244H127ZM14 246V245H13ZM26 246V245H25ZM74 246V245H73ZM76 246V245H75ZM84 247V246H83ZM88 247V246H87ZM12 248V247H11ZM129 248V247H128ZM8 249V248H7ZM22 249V247H21ZM34 249V248H33ZM29 250V249H28ZM85 250V248H84ZM171 250V249H170ZM22 251V250H20ZM37 251V250H35ZM33 251V252H35ZM54 251V250H53ZM81 251V250H80ZM158 251V250H157ZM160 251V250H159ZM24 252V251H23ZM171 252V251H170ZM25 254V253H24ZM43 254V253H42ZM62 254V253H61ZM135 254V253H134ZM133 254V255H134ZM177 254V253H176ZM26 255V254H25ZM30 255V254H29ZM28 255V256H29ZM19 256V254H18ZM17 256V257H18ZM33 256V255H32ZM41 256V255H40ZM40 256H38V258L40 259ZM65 256V255H64ZM122 256V255H121ZM125 256V255H124ZM127 256V255H126ZM125 256V257H126ZM174 256V255H173ZM16 257V258H17ZM35 257V256H34ZM68 257V256H67ZM76 257V256H74ZM33 258V257H31ZM231 258V257H230ZM26 259V257H25ZM65 259V258H63ZM113 259V260H114ZM117 259V258H116ZM127 259V258H126ZM232 259V258H231ZM28 260V259H27ZM38 260V259H37ZM58 260V258H57ZM125 260V259H124ZM39 261V260H38ZM47 261V260H46ZM65 261V260H64ZM13 262V261H12ZM49 262V261H48ZM63 262V261H62ZM61 262V263H62ZM234 262V261H233ZM16 263V262H15ZM26 263V262H25ZM29 263V262H28ZM27 263V264H28ZM47 263V262H46ZM109 263V262H108ZM107 263V264H108ZM14 264V263H13ZM32 264V263H29ZM34 264V263H33ZM64 264V263H63Z\"/></svg>","mask_w":264,"mask_h":264}]
</instances>
